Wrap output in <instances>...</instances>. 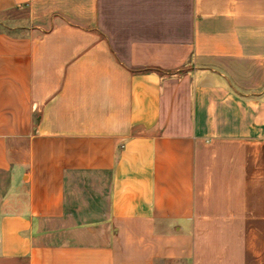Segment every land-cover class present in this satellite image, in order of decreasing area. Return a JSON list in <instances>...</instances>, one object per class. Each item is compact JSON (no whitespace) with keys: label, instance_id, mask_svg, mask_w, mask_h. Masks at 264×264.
Segmentation results:
<instances>
[{"label":"crops","instance_id":"0c3cea01","mask_svg":"<svg viewBox=\"0 0 264 264\" xmlns=\"http://www.w3.org/2000/svg\"><path fill=\"white\" fill-rule=\"evenodd\" d=\"M0 264H264V0H0Z\"/></svg>","mask_w":264,"mask_h":264},{"label":"rangeland","instance_id":"374dc122","mask_svg":"<svg viewBox=\"0 0 264 264\" xmlns=\"http://www.w3.org/2000/svg\"><path fill=\"white\" fill-rule=\"evenodd\" d=\"M8 177L6 174H0V201L2 196L6 192V185H7Z\"/></svg>","mask_w":264,"mask_h":264}]
</instances>
